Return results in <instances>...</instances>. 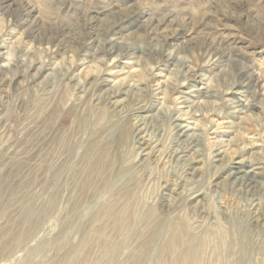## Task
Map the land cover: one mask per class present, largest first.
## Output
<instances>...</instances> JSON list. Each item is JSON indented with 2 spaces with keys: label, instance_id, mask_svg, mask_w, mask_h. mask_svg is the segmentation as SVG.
Returning a JSON list of instances; mask_svg holds the SVG:
<instances>
[{
  "label": "rangeland",
  "instance_id": "1",
  "mask_svg": "<svg viewBox=\"0 0 264 264\" xmlns=\"http://www.w3.org/2000/svg\"><path fill=\"white\" fill-rule=\"evenodd\" d=\"M6 1L0 264H264V0Z\"/></svg>",
  "mask_w": 264,
  "mask_h": 264
},
{
  "label": "bare ground",
  "instance_id": "2",
  "mask_svg": "<svg viewBox=\"0 0 264 264\" xmlns=\"http://www.w3.org/2000/svg\"><path fill=\"white\" fill-rule=\"evenodd\" d=\"M7 1H10V0H7ZM6 1V2H7ZM105 50V49H104ZM109 74H111V75H114V74H116L115 73V71L113 72V71H111ZM107 76V75H106ZM116 77V76H115ZM118 81H120V80H118ZM88 82H89V80H88ZM129 86H131V85H125V90H126V88H128ZM123 88H124V86H123ZM124 92V91H123ZM190 95H192V96H196V97H201V96H206V97H210V92H209V90H206V89H202V88H198V89H196L195 90V93L193 94H190ZM180 98H182V100H181V103H182V101L183 102H186L187 101V99H188V97H185V96H181ZM175 99H177L178 100V96L175 98ZM180 102V101H179ZM116 107V106H115ZM184 118L182 117V116H178V117H176V118H174V121L176 120V124H175V126H176V131H177V135L179 136V137H185V138H192V139H194L196 136H195V130H196V127H192L190 124H184L183 123V120ZM186 121V120H185ZM222 123L223 122H217L216 123V125H222ZM144 150V149H143ZM143 152H141V155H146V154H142ZM223 154H224V149H217L216 151H215V153H214V155H213V157H215L216 158V160H219L220 159V157L221 156H223ZM217 158H219V159H217ZM216 160H214V161H216ZM254 163L253 162H250V161H248V160H239V161H235V162H233L232 163V165L230 166V168H231V170H232V172H231V174L232 175H240V177H245V178H247V179H249L250 181H253L254 180V178H256L257 177V175L259 174L258 172H255L254 171ZM193 174V173H192ZM202 194L198 191V190H195V191H193V193L191 194V196H190V198H189V200L190 201H192V202H195V200H197L200 196H201ZM253 208H256V205H254V207ZM252 214H253V223L254 224H256L257 226H262V227H264V211H259V209L258 208H256V210H254L253 212H252ZM111 215V214H110ZM112 216V215H111ZM111 218H113L114 219V221L115 222H118V221H120V216H112ZM116 224V223H115ZM120 224V223H119ZM114 228H115V226H114ZM92 233V232H91ZM94 234L97 236V238H99V239H104L103 240V242L105 243V241L108 239V237H109V233L107 234L106 233V228L105 227H101V228H99V229H95V231H94ZM25 237V236H24ZM14 238H17L19 241L21 240V238H22V235H17L16 237H14ZM93 238V237H92ZM176 238H177V236L176 235H174L173 236V238H172V240L170 241V243H169V246H173V244L175 243V240H176ZM250 244V243H249ZM244 246V245H243ZM248 246V245H247ZM246 246V247H247ZM249 246H251V245H249ZM252 247V246H251ZM106 249H107V246L105 247ZM197 249V248H196ZM245 250V249H244ZM13 251L14 250H11V254L13 253ZM199 251V250H198ZM198 251H193V253H192V255L191 256H189V260H185L183 257V260H181V261H179L178 263H176V264H198V258H199V256L197 255V252ZM262 251L260 250V253H261ZM245 253V252H244ZM249 254V253H248ZM200 256H201V254H200ZM187 257V256H186ZM244 257V256H243ZM248 257V256H247ZM254 258H255V256H254ZM259 258V257H258ZM256 259H257V257H256ZM86 260V257L84 258V260L83 261H85ZM98 260H100V259H95L94 260V262H86V264H97L98 263ZM248 259H246V261H247ZM201 261V260H200ZM242 262V261H241ZM243 262H244V259H243ZM241 264V263H240ZM257 264H258V262H257Z\"/></svg>",
  "mask_w": 264,
  "mask_h": 264
}]
</instances>
